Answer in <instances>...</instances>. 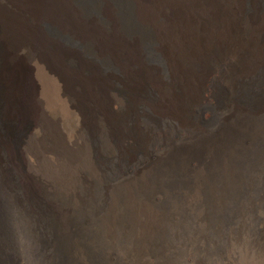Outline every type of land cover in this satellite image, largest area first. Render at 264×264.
I'll return each instance as SVG.
<instances>
[{"label": "bare ground", "instance_id": "6f19581e", "mask_svg": "<svg viewBox=\"0 0 264 264\" xmlns=\"http://www.w3.org/2000/svg\"><path fill=\"white\" fill-rule=\"evenodd\" d=\"M262 124L264 0H0V264H166L135 191Z\"/></svg>", "mask_w": 264, "mask_h": 264}, {"label": "rangeland", "instance_id": "374dc122", "mask_svg": "<svg viewBox=\"0 0 264 264\" xmlns=\"http://www.w3.org/2000/svg\"><path fill=\"white\" fill-rule=\"evenodd\" d=\"M215 102L204 103L203 118ZM263 125L226 169L206 179L198 174L150 178L144 191H135L139 202L152 191L149 211L160 210L166 264H264Z\"/></svg>", "mask_w": 264, "mask_h": 264}]
</instances>
